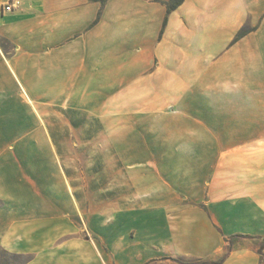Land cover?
<instances>
[{
    "label": "crops",
    "instance_id": "obj_1",
    "mask_svg": "<svg viewBox=\"0 0 264 264\" xmlns=\"http://www.w3.org/2000/svg\"><path fill=\"white\" fill-rule=\"evenodd\" d=\"M171 2L0 0V264H264V0Z\"/></svg>",
    "mask_w": 264,
    "mask_h": 264
},
{
    "label": "rangeland",
    "instance_id": "obj_2",
    "mask_svg": "<svg viewBox=\"0 0 264 264\" xmlns=\"http://www.w3.org/2000/svg\"><path fill=\"white\" fill-rule=\"evenodd\" d=\"M14 140L35 142L38 147L35 149V157H41V153L46 151L42 145L44 142H50V156L56 160L57 157L73 160L75 157H86L90 154V149L88 148L78 149L75 147V143L80 140V135L76 133L17 134L14 136ZM72 167L74 169V165Z\"/></svg>",
    "mask_w": 264,
    "mask_h": 264
},
{
    "label": "trees",
    "instance_id": "obj_3",
    "mask_svg": "<svg viewBox=\"0 0 264 264\" xmlns=\"http://www.w3.org/2000/svg\"><path fill=\"white\" fill-rule=\"evenodd\" d=\"M184 0H172V2L168 5V12H172L177 7H179ZM243 35V33L240 34V36Z\"/></svg>",
    "mask_w": 264,
    "mask_h": 264
},
{
    "label": "built area",
    "instance_id": "obj_4",
    "mask_svg": "<svg viewBox=\"0 0 264 264\" xmlns=\"http://www.w3.org/2000/svg\"><path fill=\"white\" fill-rule=\"evenodd\" d=\"M18 4L19 3H13V2L6 4L5 11L6 12H12L17 7Z\"/></svg>",
    "mask_w": 264,
    "mask_h": 264
}]
</instances>
